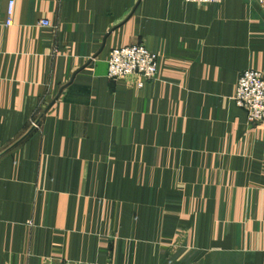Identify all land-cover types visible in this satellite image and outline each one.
<instances>
[{"label":"crops","instance_id":"crops-1","mask_svg":"<svg viewBox=\"0 0 264 264\" xmlns=\"http://www.w3.org/2000/svg\"><path fill=\"white\" fill-rule=\"evenodd\" d=\"M140 43L157 79H110ZM250 69L252 1L0 0V264H264V125L233 101Z\"/></svg>","mask_w":264,"mask_h":264},{"label":"built area","instance_id":"built-area-1","mask_svg":"<svg viewBox=\"0 0 264 264\" xmlns=\"http://www.w3.org/2000/svg\"><path fill=\"white\" fill-rule=\"evenodd\" d=\"M194 3L219 4L223 0H185ZM260 4L264 0H255ZM49 26V22L44 23ZM157 57L145 48L136 46L124 49H115L111 53L109 77L113 80L138 75L144 80L157 78ZM141 87L142 84H139ZM236 105L247 114L249 124H264V75L260 71L249 70L244 72L240 78L236 93L234 95Z\"/></svg>","mask_w":264,"mask_h":264},{"label":"rangeland","instance_id":"rangeland-1","mask_svg":"<svg viewBox=\"0 0 264 264\" xmlns=\"http://www.w3.org/2000/svg\"><path fill=\"white\" fill-rule=\"evenodd\" d=\"M183 2H185V3H191V4H194V5H197V6H210V5H218V4H212L211 2L209 3H203V2H200V3H194V2H186L185 0H182ZM248 1H252V2H255V3H257L258 5H260V6H264V3L263 4H260V3H258L257 1H255V0H248ZM220 4V3H219ZM45 22H47V21H42L41 22V26H43V27H45ZM11 24H12V22L10 21V20H8L7 22H6V25L7 26H11ZM136 46H139V47H141V49L142 48H145V49H147L148 51H150V52H152L156 57H157V60H156V62H155V64H156V66H157V73L159 74V67H160V61H159V56L157 55V53H155V52H153V51H151L150 49H148L144 44H136V45H132V46H126V47H121V49H124V48H131V47H136ZM116 49H120V48H116ZM115 50V49H114ZM113 52V51H112ZM111 52V53H112ZM111 53H110V56H109V59H108V62H107V64H108V77H109V68H110V57H111ZM250 70H253V69H250ZM247 71H249V70H247ZM256 71H259V70H256ZM246 72V71H245ZM263 75H264V71H260ZM158 74H157V76H158ZM127 77H129V76H127ZM110 79H111V77H109ZM119 79H123V78H119ZM119 79H117V80H119ZM155 79H157V78H155ZM145 81H148V80H145ZM149 81H152V79H149ZM238 83H239V79H238V81H237V83H236V87H235V91H234V95H235V93H236V89H237V87H238ZM142 86H143V84H142ZM234 95H233V101H234ZM234 103L236 104V102L234 101ZM240 108V107H239ZM243 110V109H242ZM246 113V112H245ZM246 117H247V114H246ZM248 122V121H247ZM260 125H264L263 123H259ZM251 125H253V124H251ZM30 128L31 129H33V130H35V131H39V130H41V121L39 120V119H33L32 121H31V123H30ZM80 264H87V263H80ZM88 264H97V263H88Z\"/></svg>","mask_w":264,"mask_h":264}]
</instances>
